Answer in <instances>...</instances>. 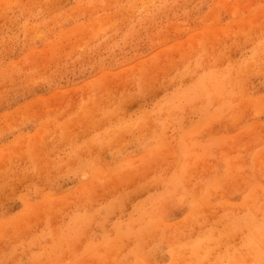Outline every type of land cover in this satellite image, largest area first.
Masks as SVG:
<instances>
[{
	"label": "rangeland",
	"instance_id": "1",
	"mask_svg": "<svg viewBox=\"0 0 264 264\" xmlns=\"http://www.w3.org/2000/svg\"><path fill=\"white\" fill-rule=\"evenodd\" d=\"M0 264H264V0H0Z\"/></svg>",
	"mask_w": 264,
	"mask_h": 264
},
{
	"label": "bare ground",
	"instance_id": "2",
	"mask_svg": "<svg viewBox=\"0 0 264 264\" xmlns=\"http://www.w3.org/2000/svg\"><path fill=\"white\" fill-rule=\"evenodd\" d=\"M257 255H260L261 256V253L260 252H256V250L254 251V253L252 254V259H256L257 260Z\"/></svg>",
	"mask_w": 264,
	"mask_h": 264
}]
</instances>
